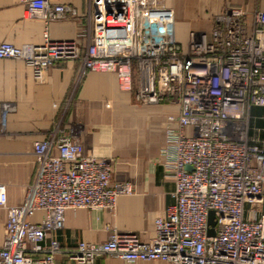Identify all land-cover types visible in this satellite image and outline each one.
I'll return each instance as SVG.
<instances>
[{
	"label": "built area",
	"instance_id": "obj_1",
	"mask_svg": "<svg viewBox=\"0 0 264 264\" xmlns=\"http://www.w3.org/2000/svg\"><path fill=\"white\" fill-rule=\"evenodd\" d=\"M20 1L25 17L46 25L80 16L72 3ZM85 17V45L45 32L42 43L1 41L0 60L24 61L37 80L61 60H80L81 76L113 72L139 101L177 105L167 115L161 150L175 181L174 201L156 217L150 239L114 230L103 241L80 239L65 248L67 209L115 210L119 196L135 188L115 180L112 160L86 152L60 120L34 142L38 166L25 199L10 203L0 183V206L8 211L0 264H56L62 253L78 264H96L104 255L264 264V145L249 129L251 108L264 105V9L227 4L209 31L192 29L186 42L177 37L168 0H89ZM212 210L215 234L208 233ZM38 211L42 218L34 220Z\"/></svg>",
	"mask_w": 264,
	"mask_h": 264
},
{
	"label": "crops",
	"instance_id": "obj_2",
	"mask_svg": "<svg viewBox=\"0 0 264 264\" xmlns=\"http://www.w3.org/2000/svg\"><path fill=\"white\" fill-rule=\"evenodd\" d=\"M76 5L80 16L53 20L24 16L20 0H0V42L9 40L42 43L45 32L51 38L87 40L85 17L89 0H59ZM193 4H192V3ZM177 37L186 42L192 29L209 31L212 16L225 5H242L250 11L264 9V0H185L175 4ZM80 60H61L49 67L42 80L19 59L0 60V183H5L10 203H21L35 179L37 158L34 142L62 120L76 134L88 153L112 160L113 178L130 181L135 190L119 196L115 210L69 208L65 227L60 231L65 248L78 240L103 241L114 230L135 231L143 239L155 235V219L164 216L174 201L175 181L164 163L161 150L166 142L167 115L178 111L169 103H145L135 90L123 89L117 75L87 70L81 76ZM9 105L14 109L7 110ZM251 135L264 145V108L249 112ZM38 211L34 220L42 218ZM8 211L0 206V248L3 244ZM48 240V239H47ZM40 253H37V255ZM56 264H78L65 253ZM96 264H174L164 259L127 261L114 255L96 259Z\"/></svg>",
	"mask_w": 264,
	"mask_h": 264
},
{
	"label": "water",
	"instance_id": "obj_3",
	"mask_svg": "<svg viewBox=\"0 0 264 264\" xmlns=\"http://www.w3.org/2000/svg\"><path fill=\"white\" fill-rule=\"evenodd\" d=\"M209 224H210V227L208 229V233L209 234H215L216 219H215V213L213 210L210 211Z\"/></svg>",
	"mask_w": 264,
	"mask_h": 264
},
{
	"label": "rangeland",
	"instance_id": "obj_4",
	"mask_svg": "<svg viewBox=\"0 0 264 264\" xmlns=\"http://www.w3.org/2000/svg\"><path fill=\"white\" fill-rule=\"evenodd\" d=\"M180 2H181V4H186L185 3V0H175V4H180ZM192 3V2H191ZM193 4V3H192ZM173 7V6H172ZM252 123H253V121H252V117H250V119H249V129H250V131H251V129H252Z\"/></svg>",
	"mask_w": 264,
	"mask_h": 264
},
{
	"label": "trees",
	"instance_id": "obj_5",
	"mask_svg": "<svg viewBox=\"0 0 264 264\" xmlns=\"http://www.w3.org/2000/svg\"><path fill=\"white\" fill-rule=\"evenodd\" d=\"M261 108H264V105H257V106H255V109L256 110H260Z\"/></svg>",
	"mask_w": 264,
	"mask_h": 264
}]
</instances>
